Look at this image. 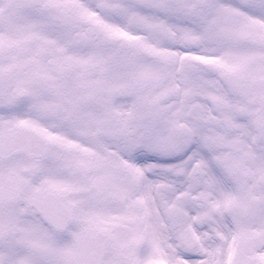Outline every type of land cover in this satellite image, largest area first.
Masks as SVG:
<instances>
[{"label":"snow or ice","instance_id":"snow-or-ice-1","mask_svg":"<svg viewBox=\"0 0 264 264\" xmlns=\"http://www.w3.org/2000/svg\"><path fill=\"white\" fill-rule=\"evenodd\" d=\"M0 264H264V0H0Z\"/></svg>","mask_w":264,"mask_h":264}]
</instances>
